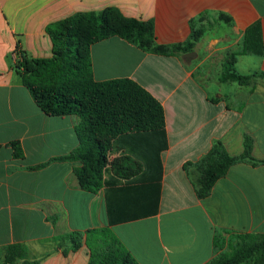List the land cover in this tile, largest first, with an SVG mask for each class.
<instances>
[{"label":"crops","instance_id":"0c3cea01","mask_svg":"<svg viewBox=\"0 0 264 264\" xmlns=\"http://www.w3.org/2000/svg\"><path fill=\"white\" fill-rule=\"evenodd\" d=\"M110 8L152 21L162 45L188 41L192 22L204 30L188 59L147 52L119 37L91 47L97 81L131 79L161 102L169 142L154 212L110 230L139 264H209L231 252L236 235L264 234V164L233 165L205 199L185 171L217 142L240 156L247 136L254 158L264 161V78L246 86L221 82L223 66L242 51L248 28L260 26L264 46V0H0V264H89L86 244L65 254L55 250L56 240L73 232L86 240L88 231L109 228L105 187L84 190L76 175L82 164L60 160L79 148L80 118L47 116L15 64L19 50L30 58L52 57L49 25ZM220 14L232 23L219 20ZM240 63L242 74L264 72V54L239 55L237 70ZM212 78L219 87L214 94ZM113 153L117 158L123 150ZM191 170L197 178L198 170ZM111 180L124 183L109 169L105 181ZM12 256L16 261L9 262Z\"/></svg>","mask_w":264,"mask_h":264},{"label":"trees","instance_id":"16d2710c","mask_svg":"<svg viewBox=\"0 0 264 264\" xmlns=\"http://www.w3.org/2000/svg\"><path fill=\"white\" fill-rule=\"evenodd\" d=\"M219 20L231 24L230 17L220 14ZM192 32L185 43H157L152 21L124 17L117 9L76 14L51 24L47 32L53 42L50 58H30L19 50L15 70L31 92L37 106L50 117L77 116L79 148L63 161H78L76 170L81 187L96 193L103 187L109 228L94 229L85 234L73 232L56 240L55 250L77 251L84 244L90 251L89 264H139L112 233L110 226L135 221L151 215L157 205L163 165L161 154L169 147L166 115L161 102L131 79L97 81L94 77L91 47L112 37H119L139 48L158 55L172 56L191 53L203 29L191 24ZM264 54L261 29L258 24L245 33L243 49L227 58L221 82L241 86L254 78H264V72L242 74L236 68L237 56ZM16 156L23 152L18 144ZM254 142L245 137L240 156L229 154L222 142L197 163H187L185 171L193 180L201 199L209 196L215 183L239 162L264 164L253 156ZM122 149L120 157L111 160L114 148ZM192 168L199 175L193 178ZM123 180L105 181L108 170ZM231 252L220 254L209 264H264V234L236 235ZM9 262L16 257H9ZM24 264H30L24 262ZM38 264V263H35Z\"/></svg>","mask_w":264,"mask_h":264},{"label":"rangeland","instance_id":"374dc122","mask_svg":"<svg viewBox=\"0 0 264 264\" xmlns=\"http://www.w3.org/2000/svg\"><path fill=\"white\" fill-rule=\"evenodd\" d=\"M244 60H248V57H246ZM243 69H245L243 66H242V63H240V66L238 67V71H243ZM208 84H209V91H210V93L211 94H214V93H216L217 91H218V85L216 84V83H214V78H212L211 79V81L210 82H208ZM223 86H228L227 84H222ZM224 88H226V87H224ZM115 153H113L111 156H112V160H113V158L115 157ZM112 231V230H111ZM112 233H113V231H112ZM114 234V233H113ZM115 235V234H114ZM226 252H228V251H226Z\"/></svg>","mask_w":264,"mask_h":264},{"label":"water","instance_id":"95a60500","mask_svg":"<svg viewBox=\"0 0 264 264\" xmlns=\"http://www.w3.org/2000/svg\"><path fill=\"white\" fill-rule=\"evenodd\" d=\"M193 57V53H188L184 55V58H192Z\"/></svg>","mask_w":264,"mask_h":264}]
</instances>
